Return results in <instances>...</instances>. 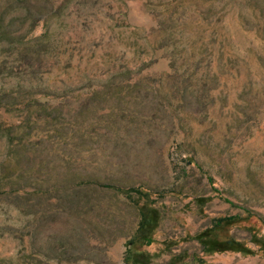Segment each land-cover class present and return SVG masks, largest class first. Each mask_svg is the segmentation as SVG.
<instances>
[{"label":"rangeland","instance_id":"1","mask_svg":"<svg viewBox=\"0 0 264 264\" xmlns=\"http://www.w3.org/2000/svg\"><path fill=\"white\" fill-rule=\"evenodd\" d=\"M105 185L167 194L151 246ZM246 212L264 221V0H0V264H264L263 224L207 234Z\"/></svg>","mask_w":264,"mask_h":264},{"label":"trees","instance_id":"2","mask_svg":"<svg viewBox=\"0 0 264 264\" xmlns=\"http://www.w3.org/2000/svg\"><path fill=\"white\" fill-rule=\"evenodd\" d=\"M106 189H113L117 191L120 195H122L125 199L129 200L134 207L139 212L140 215V222H139V228L138 232L135 236L134 240H139L142 242L143 246H151L154 243V235L159 231L160 229V221H159V215L160 210L164 208V206H161L158 208L156 206L157 202L160 200H163L167 197V194H152L148 190L143 188H121L113 185H105L103 186ZM157 197V200L154 201L153 197ZM142 202H144V205H142ZM264 225V221L260 219L259 217L255 216L251 212H246L245 217L243 216H233V217H218L213 220L212 228L209 230L207 234L212 235L213 232H218L229 229L230 227H237L239 225H245L247 227L248 232L252 237H255L256 232L254 227H258V225ZM206 233V232H205ZM209 241V245L206 246V244H203L202 247H210V245L216 246L218 250L220 248L222 249H239L241 247V242L234 239V238H210V236L206 235L201 238V240H207ZM132 245V243H131ZM135 245V242H134ZM243 248H241V251ZM208 252V251H207ZM130 259V254L132 255L134 253L133 249H129L128 251ZM133 256H131L132 259Z\"/></svg>","mask_w":264,"mask_h":264}]
</instances>
